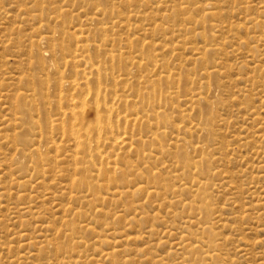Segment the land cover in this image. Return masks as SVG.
Masks as SVG:
<instances>
[{
    "label": "rangeland",
    "instance_id": "obj_1",
    "mask_svg": "<svg viewBox=\"0 0 264 264\" xmlns=\"http://www.w3.org/2000/svg\"><path fill=\"white\" fill-rule=\"evenodd\" d=\"M263 200L264 0H0V264H264Z\"/></svg>",
    "mask_w": 264,
    "mask_h": 264
},
{
    "label": "bare ground",
    "instance_id": "obj_2",
    "mask_svg": "<svg viewBox=\"0 0 264 264\" xmlns=\"http://www.w3.org/2000/svg\"><path fill=\"white\" fill-rule=\"evenodd\" d=\"M96 5V4H95ZM81 6V5H80ZM118 7V6H117ZM40 8V7H39ZM121 9V8H120ZM92 10V9H91ZM100 15V14H99ZM110 15V14H109ZM122 15V14H121ZM93 19V18H92ZM213 20V19H212ZM96 21V20H95ZM262 21V20H261ZM87 25V24H86ZM117 27V26H116ZM88 29H89V27H88ZM96 29V28H95ZM109 37V36H108ZM196 37V36H195ZM83 40V39H82ZM87 40V39H86ZM215 42V41H214ZM106 44V43H105ZM84 45V44H83ZM117 45V44H116ZM104 46V45H103ZM100 50V49H99ZM107 51V50H106ZM106 51H104V52H106ZM39 52V51H38ZM108 52V51H107ZM106 52V53H107ZM119 53V52H118ZM99 56V55H98ZM131 56V55H130ZM106 57V56H105ZM113 57V56H112ZM114 59V58H113ZM180 60V59H179ZM182 60V59H181ZM92 62V61H91ZM87 63H89V62H87ZM112 64V63H111ZM96 65H98V64H96ZM91 66V65H90ZM87 69H89V68H87ZM90 70V69H89ZM102 70V69H101ZM104 70H105V68H104ZM103 72V71H102ZM106 72V71H105ZM84 73V72H83ZM98 73H100V71L98 70ZM98 73H96L95 75H98ZM78 75V74H77ZM83 75V74H82ZM86 76V75H85ZM93 77V76H92ZM97 78V77H96ZM81 80H83L82 78H81ZM106 81H108L107 79H105ZM66 82V81H65ZM77 83V82H76ZM75 83V84H76ZM90 83V82H89ZM94 83L97 85V84H99V83H101V80H100V76L97 78V80L95 81L94 80ZM65 84H67V83H65ZM82 85V84H81ZM80 85V86H81ZM86 85V84H85ZM100 85V84H99ZM109 85V84H108ZM162 85V84H161ZM111 87V86H110ZM71 89V88H70ZM79 89V88H78ZM77 89V90H78ZM156 89V88H155ZM157 89H159V88H157ZM144 91V90H143ZM158 91V90H157ZM202 92V91H201ZM211 93V92H210ZM90 94V93H89ZM213 94V93H212ZM85 95H86V93H85ZM112 95V94H111ZM145 95V94H144ZM144 95H142L143 97H144ZM210 96H212V95H210ZM215 96V95H214ZM217 96V95H216ZM142 97V98H143ZM146 97H148V101H149V98H151V101H153L154 100V102L155 103H157L158 102V104L160 105V103H167V98L165 97V96H163V94H161L160 95V93H158V96H156V94L153 96V98L152 97H150V95H146L144 98H146ZM83 98V97H82ZM203 98H207V96L206 97H203ZM212 98V97H211ZM211 98H208V99H211ZM214 98V97H213ZM62 99V98H61ZM197 99H199V98H197ZM95 103H96V116H97V119L99 120V122H101V121H104L105 122V124H96L95 123V125H96V129H94V130H89L88 131V133L87 134H89L90 136H95V138H96V140L97 141H101V137L103 136V133L104 134H106V135H108V134H111V135H115V133L116 134H118L117 132H115L116 130H115V125L113 124V121H112V112H113V107L112 106H110V105H108V103H107V101H106V98H104V99H102L101 100V98H100V93L99 92H97L96 94H95ZM147 100V99H146ZM201 100V99H200ZM157 101V102H156ZM205 101V100H204ZM208 101V100H207ZM212 101H213V99H212ZM101 102V103H100ZM198 102H200V101H198ZM202 102V101H201ZM200 102V103H201ZM209 102V104H211V101L209 100L208 101ZM138 103H142V102H138ZM195 104H198L197 103V101L196 102H194ZM206 103V102H205ZM204 103V104H205ZM92 104V103H91ZM152 104H153V102H152ZM207 105V104H206ZM212 105V104H211ZM76 105H74V107H75ZM209 106V105H208ZM162 107V105L160 106V108ZM213 107V106H212ZM93 110L95 109L94 108V105H93ZM154 108H156V106L154 107ZM72 110V109H71ZM202 110V109H201ZM185 111V110H184ZM165 112V111H164ZM155 113H156V111H155ZM159 115H164V114H158V112L156 113V115L155 116H159ZM172 116V115H171ZM73 117V116H72ZM163 117V116H162ZM156 118H159V117H156ZM180 118V117H179ZM160 119V118H159ZM206 119V118H205ZM157 120V119H156ZM206 121V124H197L196 126H192L191 128H189L188 130H186V131H188L189 132V134H192L191 132H193L191 129H193L194 128V131H196L197 129L199 130V132L201 131V130H204V129H206L207 130V132H208V130L210 131V130H212L213 131V122H212V120L210 119V118H208V119H206V120H204V122ZM74 123V122H73ZM157 123V122H156ZM161 123H163V124H151V125H154V130H155V132H154V134H155V136L153 137V138H157L159 141H163L164 140V138H166L167 136H166V129L168 128L169 129V127L170 126H172V127H174V129L176 128L173 124H168V122H161ZM75 125H77V124H75ZM81 126V125H80ZM66 127V126H65ZM118 127V126H117ZM218 127V126H217ZM81 128V127H80ZM94 128V127H93ZM120 128V127H119ZM223 128V127H222ZM215 129V128H214ZM11 130V129H10ZM170 130H172L171 128H170ZM177 130H181V128L180 129H178L177 128ZM67 131V130H66ZM118 131V130H117ZM235 131V130H234ZM73 132V134L75 135V138H80V132H78V131H72ZM123 132V131H122ZM197 132V131H196ZM121 133V132H120ZM124 133V132H123ZM168 133V132H167ZM201 133V132H200ZM197 134V133H196ZM199 134V133H198ZM203 134V133H202ZM201 134V135H202ZM205 134V133H204ZM209 134V133H208ZM120 134H118V136H119ZM195 135V134H194ZM206 135V134H205ZM121 136V135H120ZM166 136V137H165ZM200 136V135H199ZM198 136V137H199ZM210 136V135H209ZM115 137V136H114ZM186 137V136H185ZM202 137V136H201ZM106 139H107V137H105ZM104 138V139H105ZM110 138V137H109ZM113 138V137H112ZM177 138V137H176ZM184 138V137H183ZM182 138V139H183ZM207 138V137H206ZM53 139V138H52ZM66 139V138H65ZM104 139H102V140H104ZM181 139V140H182ZM201 139H203V137L201 138ZM153 140V139H152ZM49 141H51V139L49 140ZM53 141V140H52ZM90 141V140H89ZM96 141V142H97ZM116 141V140H115ZM75 142V141H74ZM77 142H78V144L79 145H83V142H81L80 140H77ZM183 142H185L184 140H182V143ZM187 142V141H186ZM208 143H209V141H207ZM212 142V141H211ZM51 143V142H50ZM262 143V142H261ZM47 144V143H46ZM146 144H147V142H146ZM187 144H189L188 142H187ZM192 144V143H191ZM203 144V143H202ZM85 145H87V144H85ZM89 145V144H88ZM91 145V144H90ZM98 145V144H97ZM112 145V144H111ZM200 145V144H199ZM8 146V145H7ZM82 147H84V145L82 146ZM85 147H87V146H85ZM112 147V146H111ZM196 147V146H195ZM200 147V146H199ZM203 147V146H202ZM206 147V146H205ZM204 147V148H205ZM209 147V146H208ZM185 148H186V145H185ZM196 148H198V146L196 147ZM207 148V147H206ZM87 149V148H86ZM85 149V150H86ZM89 149V148H88ZM91 149V148H90ZM92 149H94V148H92ZM105 149H106V147H105ZM84 150V151H85ZM102 150V149H101ZM104 150V149H103ZM107 150V149H106ZM150 150V149H149ZM186 150H188L187 148H186ZM197 150H199V149H197ZM89 151V150H88ZM160 151V150H159ZM95 152H97V151H95ZM104 152V151H103ZM198 152V151H197ZM98 153V152H97ZM93 154H95V153H93ZM99 154V153H98ZM109 154V153H108ZM201 154H202V150H201ZM81 155V154H80ZM90 155V154H89ZM96 155V157H98L97 156V154H95ZM101 155V154H100ZM100 155H99V157H100ZM204 155L206 156V153H204ZM201 156V155H200ZM72 157V156H71ZM89 157V156H88ZM98 157V158H99ZM107 157H110V155L109 156H107ZM107 157H105V158H107ZM125 157V156H124ZM150 157V156H149ZM191 158H192V156H191ZM199 158H202V156L201 157H199ZM163 159V158H162ZM195 159V157L193 158V160ZM199 160V159H198ZM207 160V159H206ZM211 160V159H210ZM82 161V160H81ZM91 161V160H90ZM170 161V160H169ZM178 161L179 162H181V163H183V166L184 167H186V168H189V167H191V164L193 163L192 162V159H190V156H188L187 155V153L185 152V151H179V153H178ZM199 161H201V160H199ZM198 161V162H199ZM112 162V161H111ZM146 162V161H145ZM203 162V161H202ZM212 162V161H211ZM181 163H180V165H181ZM196 163H197V161H196ZM209 163V162H208ZM207 163V164H208ZM195 163H193V165H194ZM200 165H204L203 163L201 164V163H199ZM78 165H79V162H78ZM90 165V164H89ZM98 165H100V164H98ZM210 165V164H209ZM213 165V164H212ZM211 165V166H212ZM93 166H94V164H93ZM103 166V165H102ZM207 166V165H206ZM73 168H74V166H72ZM79 167V166H78ZM87 167V166H86ZM85 167V168H86ZM152 167V166H151ZM183 167V168H184ZM96 168H98V167H96ZM104 168V167H103ZM107 168V167H106ZM199 168H200V166H199ZM199 168L198 169H196V170H199ZM208 168H209V166H208ZM211 168V167H210ZM88 169V168H87ZM114 169V168H113ZM116 169H117V167H116ZM115 169V170H116ZM192 169V168H191ZM194 169V168H193ZM193 169H192V171H193ZM204 169L206 170V167H204ZM89 170H91V168H90V166H89ZM92 170H95L94 168L92 169ZM103 170V169H102ZM115 170H114V172H115ZM171 170V169H170ZM203 170V169H202ZM201 170V171H202ZM210 170V169H209ZM81 171H83V170H81ZM98 170H96V172H97ZM108 171H109V169H108ZM117 171V170H116ZM187 171V170H186ZM189 171V170H188ZM90 172V171H89ZM96 172H94V173H96ZM99 172H101V171H99ZM119 172V171H118ZM118 172H116V174L118 173ZM87 173V172H86ZM85 173V174H86ZM113 174V170H112V172H110V174ZM208 173V172H207ZM211 174H212V171L210 172ZM92 174V173H91ZM101 175L103 174L104 175V177H105V175L106 174H104V172L102 171V173H100ZM109 174V172H108V176L110 175ZM112 174H111V176H112ZM99 175V174H98ZM100 175V176H101ZM127 175V174H126ZM198 175V174H197ZM83 176H85V175H83ZM87 176V175H86ZM85 176V177H86ZM91 176H93V175H91ZM110 176V177H111ZM135 176V175H134ZM80 177V176H79ZM85 177H84V179H85ZM109 177V178H110ZM199 177V176H198ZM205 177V176H204ZM210 177V176H209ZM208 177V178H209ZM80 178H83V177H80ZM88 178V177H87ZM97 178V177H96ZM108 178V179H109ZM189 178V177H188ZM88 179H90V177L88 178ZM98 179V178H97ZM199 179V178H198ZM206 179H207V177H206ZM199 180H201V179H199ZM110 181L112 182V180H111V178H110ZM109 181V182H110ZM154 181V180H153ZM190 181V180H189ZM196 181V180H195ZM204 181V180H203ZM89 182V181H88ZM94 182V181H93ZM199 182V181H198ZM202 182V181H201ZM90 184H91V182H89ZM180 183V182H179ZM196 183V182H195ZM93 184V183H92ZM185 184H187V183H185ZM192 184V183H191ZM199 184V183H198ZM203 185L205 184V183H202ZM182 185V184H181ZM180 185V187H182ZM200 185V184H199ZM205 185H207V184H205ZM80 186H81V184H80ZM86 186H88V185H86ZM94 186V185H93ZM184 186V185H183ZM191 186V185H190ZM202 186V185H201ZM74 187V186H73ZM92 187V186H91ZM179 187V186H178ZM185 187V186H184ZM187 187L189 188V186L187 185ZM186 187V188H187ZM85 188V187H84ZM87 188V187H86ZM81 189H83V188H81ZM128 189V188H127ZM178 189H180V188H178ZM197 189H198V185H197ZM196 189V190H197ZM184 190V189H183ZM190 190V189H189ZM202 191H196L198 194H197V196H196V198H193L191 201H189V203L191 202V204L192 203H196V206H197V209H198V207H200L202 210L204 209L205 211H206V214H209V206H210V204H212V203H210V204H208L207 203V198H208V195H207V191L205 192V189L203 190V187H202V189H201ZM208 190V189H207ZM78 191V190H77ZM88 191H90V190H88ZM91 191H92V188H91ZM94 191H97L96 189L94 190ZM94 191H92V193H94ZM188 191V190H187ZM81 192V191H80ZM181 192V191H180ZM118 193V192H117ZM121 193V192H120ZM209 193V192H208ZM211 193V192H210ZM209 193V194H210ZM84 194V193H83ZM99 194V193H98ZM101 194V193H100ZM90 195H92V194H90ZM101 196V195H100ZM129 196V195H128ZM131 196V195H130ZM191 196V195H190ZM263 196V195H262ZM86 197V196H85ZM92 197V196H91ZM95 197H97V196H95ZM104 197V196H103ZM192 197V196H191ZM190 197V198H191ZM198 197V198H197ZM82 198V197H81ZM84 198V197H83ZM94 198V197H93ZM214 199V198H213ZM74 201V200H73ZM88 201V200H87ZM91 201H92V199H91ZM97 201V200H96ZM106 201V200H105ZM211 201V200H210ZM262 201V200H261ZM264 201V200H263ZM94 202V201H93ZM92 203V202H91ZM89 204V203H88ZM185 204V203H184ZM193 205V204H192ZM191 205V206H192ZM189 206H190V204H189ZM193 207V206H192ZM83 208V207H82ZM87 209V208H86ZM191 209V208H190ZM189 209V210H190ZM197 209H195V210H197ZM211 209H212V207H211ZM251 210V209H250ZM36 211V210H35ZM197 211H199V210H197ZM80 212V211H79ZM85 212V211H84ZM200 212V211H199ZM199 212H198V214H199ZM203 212V211H202ZM197 213V212H196ZM73 214V213H72ZM202 214V213H201ZM204 216H205V214H203ZM76 216V215H75ZM85 216V215H84ZM202 216V215H201ZM201 216H200V218H201ZM207 216V215H206ZM209 216V215H208ZM212 216V215H211ZM98 217V216H97ZM88 218V217H87ZM173 218V217H172ZM205 218H208V217H205ZM210 218V217H209ZM208 218V219H209ZM89 219V218H88ZM97 219V218H96ZM202 219V218H201ZM212 219V218H211ZM76 220V219H75ZM78 220V219H77ZM80 220V219H79ZM90 220V219H89ZM170 220H172V219H170ZM85 221V220H84ZM88 221V220H87ZM73 223H74V221H73ZM117 223V222H116ZM207 223V222H206ZM211 223V222H210ZM210 223H207V224H210ZM76 224H77V222H76ZM96 224V223H95ZM200 224H201V222H200ZM71 226V225H70ZM74 226H76V225H74ZM74 226H71L72 228L74 227ZM67 227H69V226H67ZM80 227V226H79ZM78 227V228H79ZM82 227V226H81ZM75 228V227H74ZM78 228H76V230L78 229ZM210 228V227H209ZM213 228V227H212ZM71 229V228H70ZM70 229H69V231H70ZM82 229H83V227H82ZM205 229H208V228H206L205 227ZM85 230L87 231V229L85 228ZM210 230V229H209ZM72 231H74V232H76L75 230H72ZM115 231V230H114ZM165 231V230H164ZM214 232V231H213ZM215 233V232H214ZM214 233H212V234H214ZM72 234V233H71ZM86 234V233H85ZM91 234H92V232H91ZM94 234V233H93ZM75 235H76V233H75ZM193 235V234H192ZM217 235V234H216ZM215 235V236H216ZM71 236V235H70ZM73 236V235H72ZM115 236V235H114ZM184 236V235H183ZM209 236V235H208ZM212 237V236H211ZM216 238V237H215ZM74 239V238H73ZM198 239V238H197ZM211 239V238H210ZM217 239V238H216ZM79 240V239H78ZM81 240V239H80ZM215 240V239H214ZM74 241H75V239H74ZM88 241V240H87ZM207 241H210V240H208V238H207ZM218 241V240H217ZM216 241V242H217ZM78 242V241H77ZM213 242V241H212ZM102 243V242H101ZM206 243H208V242H206ZM78 244H80V242H78ZM199 244V243H198ZM209 245V244H208ZM211 245H212V243H211ZM214 245V244H213ZM75 246H77V245H75ZM88 246V245H87ZM94 246V245H93ZM92 246V247H93ZM83 247V246H82ZM188 247V246H187ZM75 248V247H74ZM77 248V247H76ZM55 249L57 250V251H63L64 249H63V245H59V244H57L56 246H55ZM79 249V248H78ZM135 249V248H134ZM195 250H197L196 248H195ZM198 251V250H197ZM72 252V251H71ZM67 253H69V252H67ZM81 253V252H80ZM84 253V252H83ZM92 254V253H91ZM90 254V255H91ZM89 255V256H90ZM107 256V255H106ZM224 257V256H223ZM81 260V259H80ZM64 261V260H63ZM62 261V262H63ZM74 261V260H73ZM228 262V261H227ZM32 263V262H31ZM74 263V262H73ZM72 263V264H73ZM162 264V263H161Z\"/></svg>",
    "mask_w": 264,
    "mask_h": 264
}]
</instances>
